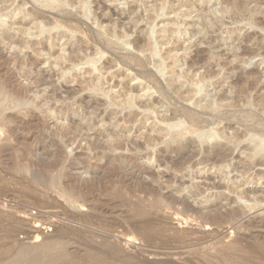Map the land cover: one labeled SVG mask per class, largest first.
<instances>
[{"label":"rangeland","instance_id":"rangeland-1","mask_svg":"<svg viewBox=\"0 0 264 264\" xmlns=\"http://www.w3.org/2000/svg\"><path fill=\"white\" fill-rule=\"evenodd\" d=\"M46 1L0 0V14L16 15H13L14 20L10 18L7 22L6 26L10 24V29L5 26L0 31V188L3 187L0 190L7 189L8 194L14 192L15 196L27 194L22 186L15 184L14 176H28L27 162L36 161L43 145L44 148H50L47 139H52L54 145L57 142L58 146L62 144L61 141L65 143L61 154L64 161L74 160L87 166H101L104 163V160L95 158L94 153L107 144L115 149L112 156L116 157L114 170L117 176L114 175L113 182H108L110 184L107 180L106 183L104 179L100 180L102 182L99 181V190L96 192L104 200L117 199L119 204L124 201L126 206L123 211L100 216L97 223L83 226L77 221H65L64 218L57 220L49 215L50 212L67 209L77 218L90 216L87 215L90 213L86 207L67 205L54 193H47L46 198L50 196V199H55L59 208L52 211L32 208V202L46 199L45 194L39 190L41 193L38 191L39 194L36 192L26 198L31 200L26 203L29 205V216L17 215L18 220L22 219L26 224V230L32 229V232L28 230L31 235L26 237L19 234L15 242L25 244L27 241L28 245H38L55 234L53 226L58 223L79 231L82 237L88 236L90 232L108 235V241L119 242L123 251L138 256L139 260L143 259L147 264L159 261L176 264H184V261L185 264H205L207 261L206 264H216L220 257L216 261L214 259L215 262L213 258L217 259L222 247H227L233 238L239 236L243 237L242 248L248 244L244 251L246 255L242 252L243 255L249 257L251 252H260L264 246V228L258 227V222H264V166L259 164L264 162V151H260V155L258 151L254 158L250 157L252 151L247 139L252 136L264 145V0H224L220 5L225 11L212 15L214 21H210L213 23L208 21L205 27L200 24L202 22L198 16L207 17L208 11L216 8L215 0H185L192 9L189 17H182L185 19L183 28L187 29L186 37L181 36L180 40L173 38L171 42L169 38L164 39V42L171 44L157 46L161 49V55L160 58L152 59V62L148 51L143 48V30L149 14L147 7L151 8L155 4L159 6L163 0H83L88 2L87 13L78 7L80 0L79 4L77 0H51L55 7L45 6ZM168 2L177 8V2ZM176 10L166 16L172 19L174 14H183L181 11L187 9L180 7L177 13ZM161 20L154 23L156 28L165 24ZM40 25L44 30L47 28L50 34H39L37 30ZM20 29L24 32H19ZM135 37L142 39V48L134 46ZM169 49H173L172 53L177 54L179 59V63L172 69L175 72L172 76L169 72L172 59H166L164 55ZM55 60L57 64L53 63ZM157 60L161 61V65H156ZM71 64L75 69L71 68ZM67 68L72 72L67 71L71 75L67 74L68 79L60 78V73ZM175 76H181L178 78L181 82ZM98 78L105 81L96 90L92 84ZM197 87L205 90L199 93V98L207 94L210 105L205 104L206 98L202 102L198 96L191 95L193 93L189 92V88ZM143 91L146 92L143 93L145 96L142 95ZM128 94L143 97L137 99L131 107H123L120 100L123 104L124 96ZM211 135L217 140L214 146L208 143ZM234 135L238 136V144L231 160L227 162L231 167L227 176L233 181L241 180L238 170L243 166L250 167L245 179L250 180L255 173L261 174L260 179L258 176V179L253 177L255 179L252 178L251 182L240 188L246 193L241 199H236V196L224 189H213L216 184H224V174L212 168L210 162H202L216 150L226 151L229 146L233 147L226 139ZM33 136L41 138L32 144L35 148L29 154L33 156L24 157L16 151L19 149L17 139L31 141ZM199 161L201 163L197 164ZM71 170L69 173L74 182L85 181L90 177L81 165ZM181 183L180 188L186 187V190L181 191ZM187 183L195 187L189 185L192 190L187 191ZM145 187V191L147 188L151 191L146 193L139 190ZM251 189H255V193H249ZM150 194L160 195L157 196L159 204L171 198L185 200L181 203H186L193 210L190 208L184 214V203L180 206V201L169 209L168 206L156 208ZM4 202V199L0 201V212H8L6 206L13 205L9 201ZM137 204H145L143 212L137 208ZM211 207H215L216 211ZM228 212L236 214L229 222L232 224L230 226L224 224V227L222 225L218 228L204 223V220L200 222L199 216L210 219L218 213ZM34 215L43 216L52 223L51 227H36L30 219ZM146 228L151 229V235L145 236L146 239L134 233ZM132 229L134 232H129ZM0 244L6 248L9 246L3 237L0 238Z\"/></svg>","mask_w":264,"mask_h":264},{"label":"bare ground","instance_id":"bare-ground-1","mask_svg":"<svg viewBox=\"0 0 264 264\" xmlns=\"http://www.w3.org/2000/svg\"><path fill=\"white\" fill-rule=\"evenodd\" d=\"M81 1V4H79L80 2L77 0L79 6L85 13L88 12V2H82L83 0H80ZM142 1V0H141ZM146 1V0H145ZM168 1V0H167ZM167 1L163 0V2L157 6L156 4L154 6H152L150 8V6H148L147 8L149 9L148 11V16H147V19H145L146 21V26H145V29L143 30L144 32V37H145V46H143V48H145V51H148V55H149V58H151V62L153 61L152 59H156V57H159L160 58V55H161V49L158 47H160V45L162 44H171L169 42H171V39H179V38H182L181 36L183 37H186L187 33H186V30L185 29L186 27L183 28V25L185 23V19L183 20L182 17H189L192 13V9L190 7V3L188 4V2H186L185 0H174V3L176 4L177 2V8L173 5V3L169 4L170 2L167 3ZM190 1V0H189ZM204 1V0H203ZM224 0H215L214 4L216 5V8L214 9H209L210 12L208 11V14L207 17H205V15H201V16H198V19L201 20L202 23L200 24H203L202 26H206L209 22L210 23H213L211 21H214V18H212L211 16L212 15H216L217 13H222L224 10V7L222 8L221 7V2H223ZM173 2V0H172ZM208 2V1H207ZM204 3V2H203ZM158 4V3H157ZM213 4V3H212ZM192 5V4H191ZM207 5V4H206ZM209 5V4H208ZM219 6V7H217ZM182 7L187 9L185 12L182 10L181 12L183 14H180V12L178 11V8ZM146 8V9H147ZM145 9V11H146ZM177 9V10H176ZM176 10V13L179 12V14H174V16L172 17V19H170L169 17H167L166 15L169 14V13H173L175 12ZM180 10V9H179ZM131 11V10H130ZM133 11V10H132ZM14 12V11H13ZM84 12H82V14H85ZM4 13V12H3ZM2 13V14H3ZM17 13V12H16ZM0 14V31L1 29H5L4 27L7 25V22H9L8 20L10 18L13 19V15H15V13H12V14H4L2 15ZM18 14V13H17ZM131 14V13H130ZM134 14V13H132ZM136 14V13H135ZM217 14V15H219ZM25 15V14H24ZM16 16V15H15ZM14 16V18H15ZM87 16H89V14H87ZM86 16V17H87ZM134 16V15H133ZM18 17V16H17ZM16 17V18H17ZM24 17V16H23ZM166 18H169V19H165ZM200 17V18H199ZM215 17V16H214ZM142 19V18H141ZM162 19L161 21L163 23H165L163 26L161 27H158L156 28L154 23L158 20ZM165 19V20H164ZM196 19V18H195ZM197 19V20H198ZM14 20V19H13ZM12 20V21H13ZM25 20V19H24ZM211 20V21H210ZM32 21V20H31ZM38 21V20H37ZM36 21V22H37ZM135 21V20H134ZM138 21V20H137ZM165 21V22H164ZM209 21V22H208ZM218 21V20H216ZM14 22V21H13ZM39 22V21H38ZM136 22V21H135ZM198 22V21H196ZM32 23V22H31ZM34 23V21H33ZM14 24H16L14 22ZM13 24V25H14ZM38 24V23H37ZM36 24V26H37ZM187 24V23H186ZM197 24V23H196ZM199 24V25H200ZM10 25V24H9ZM8 25V26H9ZM31 25V24H30ZM34 25V24H33ZM31 25V26H33ZM39 25V24H38ZM168 25H171V28H168ZM210 25V24H209ZM8 26H6L8 29H10ZM35 26V25H34ZM33 26V27H34ZM41 26V25H40ZM38 26V30L37 32L39 31V34H45V32H47L48 34H50L49 31H46L44 30V28H42V26L40 27ZM194 26V25H193ZM44 27V26H43ZM172 27H175V28H172ZM196 27V26H195ZM199 27V26H198ZM21 28V27H20ZM27 28V26H26ZM37 28V27H36ZM32 30V29H31ZM28 31V29H27ZM19 32H24L23 30L20 29ZM29 32V31H28ZM141 32V31H140ZM8 33V32H7ZM17 33V32H16ZM15 33V34H16ZM30 33V32H29ZM24 34V33H23ZM27 34V33H26ZM37 34V33H36ZM2 35V34H0ZM9 35V34H8ZM11 35V34H10ZM45 36V35H44ZM49 36V35H47ZM55 36V35H54ZM122 36V35H121ZM126 36V35H124ZM139 36V35H138ZM39 37H43V36H39ZM50 37V36H49ZM143 37V36H141ZM26 38V37H25ZM24 38V39H25ZM168 39L169 38V42H164L163 40L164 39ZM1 39V37H0ZM9 39V38H8ZM13 39V38H12ZM21 39V38H20ZM19 39V40H20ZM50 39V38H49ZM55 39V38H54ZM4 40V39H3ZM27 40V39H26ZM48 40V39H47ZM46 40V41H47ZM126 40V39H125ZM180 40V39H179ZM1 41V40H0ZM15 41V40H14ZM41 41V40H40ZM39 41V42H40ZM166 41V40H165ZM3 42V41H2ZM23 42V41H22ZM28 42V41H27ZM10 43V41H9ZM8 43V44H9ZM12 43V42H11ZM14 43V42H13ZM24 43V42H23ZM33 43V42H31ZM30 43V44H31ZM47 43V42H46ZM174 43V42H173ZM172 43V45H173ZM7 44V45H8ZM15 44V43H14ZM18 44V43H17ZM39 44V43H38ZM133 44L134 46L136 45L137 48H142V39L140 37H135V40L133 41ZM21 45V44H19ZM24 45V44H23ZM28 44H26L27 46ZM176 45V44H175ZM56 46V45H55ZM158 46V47H157ZM49 47V46H48ZM39 48V47H38ZM43 48V46H42ZM45 48V47H44ZM15 49V48H14ZM51 49V47L49 48ZM45 50V49H44ZM48 50V49H47ZM38 51V49L36 50ZM58 51V50H57ZM64 51V50H63ZM62 51V53H64ZM143 51V50H141ZM173 49H169L165 52L164 55H166V59L168 58H171L172 59V65H171V76L173 73V68L179 63V59H178V56H176L175 54L172 53ZM39 53H41L39 51ZM59 53V52H58ZM60 53V54H62ZM77 53V52H76ZM38 54V53H36ZM42 54V53H41ZM52 54V53H51ZM72 54V52H71ZM40 55V54H39ZM38 55V56H39ZM44 55V54H43ZM46 56V55H45ZM48 56V54H47ZM53 56V55H52ZM69 57V55H67ZM77 56V55H76ZM147 56V55H146ZM51 57V56H50ZM65 57V56H64ZM55 58V57H54ZM60 58V57H59ZM58 58V59H59ZM67 58V57H66ZM78 58V57H77ZM81 58V57H80ZM147 58V57H146ZM56 59V58H55ZM57 59V60H58ZM67 59H70V58H67ZM73 59V58H72ZM162 59V58H161ZM46 60V58H45ZM65 60V58L63 59ZM193 60V59H192ZM51 61V60H50ZM158 61V60H157ZM155 62L156 65H161V61L159 62ZM60 63H62L61 60H59ZM164 62V61H163ZM162 62V63H163ZM50 63V62H49ZM53 63H56V60L55 62L53 61ZM66 63V61H65ZM68 63V62H67ZM72 63V61H71ZM75 63V61H74ZM57 64V63H56ZM76 64V63H75ZM74 64V65H75ZM52 65V64H51ZM70 65V64H68ZM73 64H71L72 66ZM184 65V64H183ZM60 67V66H59ZM62 67V66H61ZM67 67V66H66ZM69 67V66H68ZM159 67V66H157ZM55 68V66H54ZM70 68V67H69ZM71 68H74L73 66ZM160 68V67H159ZM57 69V68H56ZM60 69V68H59ZM65 69V67H64ZM75 69V68H74ZM161 69V68H160ZM163 69V68H162ZM182 69V68H181ZM69 69L67 68L66 71L60 73L61 74V77L62 79H68L66 76L68 74V71ZM70 71V70H69ZM74 71V70H73ZM179 71V70H178ZM61 72V71H60ZM67 72V73H65ZM71 72V71H70ZM69 72V74H70ZM183 72V71H182ZM72 73V72H71ZM249 73V72H248ZM59 74V75H60ZM68 74V75H69ZM180 74V73H179ZM185 74V73H184ZM71 75V74H70ZM73 75V74H72ZM183 76V75H181ZM181 76H178L176 77V79L180 78ZM69 77V76H68ZM188 77V76H187ZM170 79V77H168ZM174 78V77H172ZM171 78V79H172ZM184 78V76L182 77V79ZM61 80V79H60ZM95 80V79H93ZM180 81V79H178ZM96 81V80H95ZM105 81V80H104ZM103 80L101 79H97L96 82H94L92 85H94V89L96 88V90L99 88V86L101 84L104 83ZM173 81V80H172ZM178 81V82H179ZM183 81V80H182ZM169 82V81H168ZM171 82V81H170ZM181 82V81H180ZM175 82H173L172 84H174ZM91 85V86H92ZM104 85V84H103ZM181 85V84H180ZM102 86V85H101ZM100 86V87H101ZM198 86V85H196ZM195 86V87H196ZM180 87V86H179ZM178 87V89H179ZM200 87V86H199ZM199 87L197 88H189V92L190 93H193L191 95H193V97H197L199 95V93L202 91H205V90H201V88L199 89ZM93 88V87H92ZM182 88V87H181ZM135 89V88H134ZM177 89V88H176ZM177 89V90H178ZM188 89V88H187ZM203 89V88H202ZM99 90V89H98ZM185 90V89H184ZM132 91V90H131ZM180 91V90H179ZM182 91V90H181ZM188 91V90H187ZM129 92V91H128ZM137 92V90H136ZM186 92V91H185ZM143 93H146L145 91L142 92V95L145 96V94ZM188 93V92H187ZM108 94V93H107ZM127 94V93H126ZM205 94V93H204ZM140 95V94H139ZM190 95V94H189ZM207 95V94H206ZM206 95H202L198 96V100L199 101H202L205 100L206 98ZM108 96V95H107ZM112 96H114L112 94ZM112 96H110L112 98ZM36 97V95H35ZM116 96H114V99H115ZM117 97H120V96H117ZM143 97V96H141ZM141 97H137V95L135 96L134 94H128L126 97L124 96V99H123V104L121 103V100H120V104L124 106H129L131 107L136 101H138L137 99L141 98ZM31 98V97H30ZM209 98V97H207ZM206 98V100H207ZM35 99V98H33ZM113 99V100H114ZM117 99V98H116ZM115 99V100H116ZM32 100V99H31ZM30 100V101H31ZM112 100V101H113ZM33 101V100H32ZM141 101V100H140ZM34 102V101H33ZM114 103V102H113ZM210 101L208 102H205L206 105H210L209 104ZM120 105V106H121ZM147 105V104H146ZM202 105V104H200ZM122 107V106H121ZM128 108V107H126ZM53 111V110H52ZM49 112V111H48ZM131 119V118H130ZM90 127V126H89ZM222 133V132H221ZM112 134V133H111ZM109 134V135H111ZM224 133H222V136H223ZM108 135V136H109ZM104 136V134H103ZM32 137V136H31ZM34 137V136H33ZM75 137V136H73ZM105 137V136H104ZM107 137V136H106ZM41 138V137H40ZM39 138V139H40ZM95 138V137H94ZM102 138V137H101ZM223 138V137H222ZM225 138V136H224ZM227 138V137H226ZM225 138V139H226ZM39 139L37 138H31V141H25V140H19V138L17 139L18 141V147L19 149L16 150V151H19L18 153H20L22 156H27V155H32L33 154H29L30 151L32 152L33 151V145L34 142L37 140L39 141ZM97 139V138H96ZM27 140V139H26ZM63 140V138H62ZM74 140V138H73ZM72 140V141H73ZM21 141V142H20ZM36 141V142H37ZM44 141V140H43ZM71 141V140H69ZM76 141V140H74ZM227 143L230 144V145H233V147H228L226 151H217L210 157H204L205 159H203V163L204 162H210V164H212V168H216L218 173H221V175H223L222 177V180L224 181V184L222 185H215L213 189H224V191H229L230 193H232L234 196H236L235 198L236 199H241V197L243 195H246L245 191H243L244 189H240L243 185L245 186L246 183L248 182H251L252 178L253 177H256L258 176V178L260 177L259 174H256L253 175L252 178L249 179H245L244 177L247 176L246 174L249 172L250 170V167L249 166H243L240 171L238 170V173L240 174L239 176V179L241 177V180L239 181H233L229 178V176H227L228 174V171H230V166L227 165L228 161L231 160V156H233V152L235 150V148L237 147V144H238V136H228V138L226 139ZM247 141L249 142V145H251V151L252 153L250 154L252 158H254L255 156H257V153L259 151V155L261 154L260 151H264V145L262 143H259L257 141H255V139L250 136ZM47 142L50 146V148H47L45 147L44 148V145H43V148L41 150V152L39 153H36V151H34L36 154L40 155L39 157L36 156L35 158L36 161L35 162H27L26 164V168L28 169V176H14V180H16L15 184L19 185L20 187L22 186L25 190H26V195L24 196H15L14 195V192L13 194H8L6 192L7 189L5 190H0V201L4 199V201H9V203H13V205H9V206H6L7 209H8V212H0V238L3 237L5 238L7 241H8V247H4L3 245L0 244V264H147L145 262H143L142 260H139L140 258L138 256H133V255H130L128 254V252L126 253L125 251H123L121 248H120V243L119 242H110L108 241V238L109 236L108 235H98L99 233H94V232H90L88 234V236H83L80 235L81 233L77 230H72L71 228H69L68 226H64L62 224H59L56 226H53L55 228L54 232L55 234L53 236H51L50 238H47L45 240L42 241V243L38 244V245H28L26 244H22V243H18L17 241L15 242V238L17 235L19 234H22L26 237H28L29 235V228L28 230H26V227L24 224V222H22L21 220L19 221L18 218H17V215H28L27 214V208L29 207V205H27L26 203L30 202L28 201L26 198L28 197H31L33 194H35L36 192L38 193L39 190L42 191V193H44L45 195V198L47 196V193H51V194H55L57 195V197H59L60 199H62L65 203H67V205H72V204H78L80 206H83V207H86L88 212L90 214H87L89 217H86L83 219L81 218H77V216H75L72 212L68 211L67 209H62L60 210V212H50L51 215L53 218L57 219V220H60L62 218L65 219V221H72V222H76L79 224V225H87L88 224H94L98 217L100 216H105L106 214L110 215L111 213H116V211H123V207L126 206L124 205V201L121 202L120 201V204L118 202V200H104L103 198H101V196L97 195V186H98V183L100 180L104 179L103 182H105V180H107V183L108 182H113L114 180V175L115 174V170H114V161L116 159V157L112 156V152L115 150H113V147L111 145H107L105 142V146H102V149H100L101 147H99L98 150L100 151H96V153H94L95 155V158H97L98 160H104V163H102L101 166L99 165H94V166H90V164L87 166L83 163H80V162H76L74 160L72 161H64L62 158H61V154H62V149L64 147V142L61 141V145H57V142H56V145H54V141L52 139H47ZM60 142V141H59ZM88 142V141H87ZM69 143V142H68ZM208 143L212 146H214L215 144H217V140H216V137L214 135H211L209 137V141ZM36 144V143H35ZM43 144V143H42ZM94 144H96V142L94 141ZM98 144V143H97ZM101 144V143H100ZM40 145V144H39ZM63 145V147H62ZM36 146H38L36 144ZM41 146V145H40ZM48 146V147H49ZM114 146V145H113ZM122 146V145H121ZM140 146V145H139ZM142 146V145H141ZM91 147V145H90ZM95 147V146H94ZM105 147V148H104ZM117 147H118V144H117ZM17 148V146H16ZM35 148V147H34ZM65 148V147H64ZM121 147H119L118 149H120ZM137 148V147H136ZM221 148V147H220ZM96 149V148H95ZM7 150V149H5ZM38 150V149H37ZM223 150V149H222ZM5 152V151H4ZM33 152V153H34ZM65 152V151H64ZM63 152V153H64ZM1 153V152H0ZM7 153V152H6ZM34 153V154H35ZM4 154V153H2ZM35 154V155H36ZM65 154V153H64ZM187 155V154H186ZM93 156V155H92ZM262 156V155H261ZM80 157V156H79ZM122 158V157H121ZM123 160H125V158H122ZM35 160V159H34ZM6 161V160H5ZM33 161V160H32ZM97 161V160H96ZM184 161V160H183ZM186 161V159H185ZM264 161V160H262ZM82 162V161H81ZM100 162V161H99ZM88 163V162H87ZM97 163V162H96ZM201 162L199 161V163L197 164H200ZM116 164V163H115ZM120 164V163H118ZM205 164V163H204ZM81 165V168L84 170L85 174H89L88 177L89 179L85 180V181H77V182H74L71 177H70V173H69V170L71 169H74L75 167H78ZM193 165V164H192ZM260 166H264V162L260 163L259 164ZM117 168V167H116ZM234 168V167H233ZM26 169V170H27ZM68 172H64V171H67ZM78 170V169H77ZM234 170H237V168L235 167ZM72 171V170H71ZM258 172V171H256ZM217 173V174H218ZM230 173V172H229ZM130 174V173H129ZM122 175V174H121ZM124 175V174H123ZM220 175V176H221ZM226 175V176H225ZM117 176V175H116ZM120 176V175H119ZM225 176V177H224ZM127 177V176H126ZM123 178V177H122ZM120 178V179H122ZM125 178V177H124ZM123 178V179H124ZM130 178V177H129ZM127 178V179H129ZM257 178V179H258ZM263 178V177H262ZM74 179V178H73ZM119 179V178H118ZM126 179V180H127ZM131 179V178H130ZM191 179V178H189ZM255 179V178H253ZM260 179V178H259ZM192 180V179H191ZM122 181V180H121ZM120 181V182H121ZM102 182V181H100ZM128 182V180H127ZM188 182L190 183V180H188ZM192 182V181H191ZM222 182V181H221ZM226 182V183H225ZM106 183V182H105ZM108 183V184H110ZM115 183V181H114ZM123 183V182H122ZM125 183V181H124ZM184 183V182H183ZM181 183L179 185V188L180 186L183 184ZM193 184V183H192ZM215 184V183H214ZM115 185V184H114ZM123 185V184H122ZM188 185V183H187ZM191 185V184H189ZM188 185V186H189ZM247 185V184H246ZM185 186V185H184ZM208 186V185H207ZM116 187V186H115ZM119 187H120V184H119ZM128 187V186H127ZM141 187V186H140ZM147 187V186H146ZM145 188H140L139 190H143L145 191ZM191 187H195L191 185ZM197 187V186H196ZM3 188V187H1ZM0 188V189H1ZM117 188V187H116ZM122 188V187H121ZM126 188V187H125ZM185 189H181V191L183 190H186V187H184ZM212 188V187H211ZM118 189V188H117ZM189 190H192L190 188V186L187 188V191ZM99 190V189H98ZM97 190V191H98ZM124 190V189H123ZM149 191H151L150 188H147V190L145 191L146 193ZM195 190V188H194ZM249 190V189H247ZM252 190V189H251ZM9 191V190H8ZM41 191H39L41 193ZM125 191V190H124ZM178 191V189H177ZM196 191V190H195ZM96 192V193H95ZM100 192V191H99ZM138 192V191H137ZM142 192V191H141ZM140 192V193H141ZM191 192V191H189ZM255 193V189L252 190V191H249V193ZM36 193V194H37ZM149 193V192H148ZM150 193H153L150 192ZM155 193V191H154ZM157 193V191H156ZM194 193V191L192 192ZM223 193V192H222ZM229 193V194H230ZM39 194V193H38ZM225 194V193H224ZM231 194V195H232ZM248 194V193H247ZM102 195V194H101ZM104 195V194H103ZM226 195V194H225ZM232 195V196H233ZM150 196H152L150 194ZM157 196H160L159 194L156 195V194H153L152 198H153V201L155 204H156V208H162L164 206H168V209L169 207H172L173 205H175L177 202L180 201L179 205L182 204L183 206V203H181V201H185V200H177V199H169L171 201H167L166 202H163L161 204H159V201L157 199ZM194 196V195H193ZM50 197V196H49ZM49 197H47L46 199H43L42 201H35L34 203L32 202L31 203V207L34 209L37 210V208L40 209H43V210H55L56 208H59V204L58 202L55 200V199H50ZM227 197V196H226ZM54 198V197H52ZM160 198V197H158ZM163 198V197H162ZM31 199V198H29ZM50 199V200H49ZM119 199V198H118ZM166 199V198H165ZM204 199V198H203ZM235 199V201H236ZM163 200V199H161ZM205 201V200H203ZM211 201V200H210ZM215 201V200H214ZM226 202V200H224ZM228 201V200H227ZM231 201V200H230ZM4 202V203H5ZM151 202V203H152ZM213 202V201H212ZM211 202V203H212ZM8 203V204H9ZM153 203V204H154ZM210 203V202H209ZM208 203V204H209ZM228 203V202H227ZM231 203V202H230ZM213 204V203H212ZM70 205V206H71ZM138 205V204H137ZM136 205V206H137ZM220 205V204H219ZM1 206V205H0ZM145 206V204H139L137 206V208L139 207V210L143 212V207ZM181 206V205H180ZM155 207V205H154ZM206 207V206H205ZM210 207V206H209ZM218 207V206H217ZM174 208V207H173ZM171 208V209H173ZM190 206H188L186 203H184V206H183V213L184 214H187L189 210ZM213 207H211L212 209ZM215 208V207H214ZM213 208L214 211H216L215 209ZM170 209V210H171ZM210 209V211H211ZM32 210V209H31ZM154 210V209H153ZM161 210V209H159ZM174 210V209H173ZM182 210V208H181ZM193 210V208L191 209ZM190 210V211H191ZM46 211V213H48ZM138 211V210H137ZM136 211V212H137ZM145 211V210H144ZM155 211V210H154ZM177 211V209H176ZM185 211H187V213H185ZM125 212V211H124ZM42 213V212H41ZM120 213V212H119ZM126 213V212H125ZM176 213V212H175ZM40 214V213H38ZM118 214V213H117ZM123 214V213H122ZM138 214V213H137ZM202 214V213H201ZM216 214V213H215ZM214 214V215H215ZM219 214V213H218ZM217 216H214V217H210V219H206L205 216L201 217V220H204V223H209L210 225H215V226H222L224 227V224L228 225L229 222H231L232 219H234L233 217L236 216L235 213H229L228 214H219ZM180 215V213H179ZM195 215V214H194ZM199 215V214H197ZM202 215H206V214H202ZM239 214H237L238 216ZM29 216V215H28ZM45 216V215H44ZM187 216V215H186ZM208 216V215H206ZM210 216V215H209ZM141 217V216H140ZM192 217V216H191ZM198 217V218H199ZM205 217V218H204ZM186 218V217H185ZM188 218V217H187ZM197 218V216H196ZM24 219V218H23ZM31 221L34 222L36 224V227L39 226V229L42 227V226H47V227H51L50 225L52 224L51 222H48L47 219H45L43 216L41 215H34L32 217H30ZM139 219V218H138ZM143 219V218H142ZM141 219V220H142ZM191 219V218H190ZM28 220V218H27ZM139 220V221H141ZM193 220V219H191ZM264 220V219H263ZM24 221V220H23ZM51 221V220H50ZM137 221V220H136ZM134 221V222H136ZM144 221V220H143ZM208 221V222H206ZM28 222V221H27ZM30 222V221H29ZM60 222V221H59ZM62 222V221H61ZM198 222V221H197ZM248 222V221H247ZM64 223V222H63ZM71 223V222H70ZM97 223V222H96ZM202 223V222H201ZM260 223V224H259ZM34 224V225H35ZM67 225V224H66ZM133 225V223H132ZM131 225V227H132ZM232 225V224H229V226ZM247 225V224H246ZM258 227L259 228H264V222L260 221L258 222ZM91 226V225H89ZM130 226V225H128ZM256 226V224H255ZM96 227V226H95ZM139 227V226H138ZM145 227V226H144ZM249 227V225H248ZM254 227V226H253ZM257 227V226H256ZM87 228V227H86ZM137 228V227H135ZM134 228V229H135ZM140 228V227H139ZM37 229V228H36ZM49 229V228H47ZM75 229V228H74ZM112 229V227H111ZM130 229V228H129ZM134 229H132L133 231H129V232H134ZM255 229V228H254ZM103 230V229H102ZM137 230H140V229H137ZM151 229H147L146 230H142L141 231H138V232H134V233H138V237L140 236L141 239H146L147 237H149L151 235ZM264 230V229H263ZM34 231V230H33ZM36 231V230H35ZM96 231V230H95ZM100 231V230H99ZM106 231V230H105ZM122 231V230H121ZM136 231V230H135ZM31 232H32V229H31ZM113 232V231H112ZM125 233L126 230H125ZM150 234V235H149ZM180 234V233H178ZM31 235V234H30ZM29 235V236H30ZM112 235V234H111ZM120 235V234H119ZM126 235V234H125ZM136 235V234H135ZM148 235V236H147ZM252 235V234H251ZM145 236H147L146 238H144ZM261 236V235H260ZM25 237V238H26ZM122 237V236H121ZM179 237V236H178ZM181 237V236H180ZM263 237V235H262ZM261 237V238H262ZM177 238V237H176ZM243 238V237H242ZM242 238L239 236L237 238H233L231 242H229L228 246L227 247H222L224 249L219 250L221 251V254L218 255L217 254V259L216 257L213 258V261L215 259L218 260V258L220 257V260L219 262L217 261L216 264H228V262L231 261V264H264V237L262 238L263 240V245L261 243V245L263 246L260 250V252L258 253H253L251 252L250 256L249 257H246L245 255V250H247L248 248V244H247V247H244L242 248L243 246L241 245L242 242ZM245 238V237H244ZM256 238V237H255ZM254 238V239H255ZM259 238V237H258ZM27 239H30V238H27ZM36 239V238H35ZM38 239V238H37ZM183 239V238H182ZM181 239V240H182ZM187 239V238H186ZM110 240V239H109ZM119 240V239H118ZM244 240V239H243ZM41 242V241H40ZM258 243V242H257ZM259 243V244H260ZM226 245V244H225ZM257 245V244H256ZM246 246V245H245ZM254 249L256 248V246H253ZM257 249H258V246H257ZM256 249V250H257ZM218 250V249H217ZM218 251V253H220ZM254 251V250H253ZM238 252V253H237ZM245 254L243 255L242 254ZM217 253V251H216ZM248 253V252H247ZM155 254V252H154ZM175 256V255H174ZM216 256V254H215ZM219 256V257H218ZM161 258V256H160ZM229 258H231L229 260ZM167 259V258H166ZM208 259H210L209 263H211V258L208 257ZM160 260V259H159ZM222 260V261H221ZM145 261V260H144ZM172 261V260H171ZM190 261V260H189ZM214 261V262H215ZM186 261H184V264H185ZM177 263V262H176ZM176 263H173V262H170V261H159V262H153L151 264H176ZM188 263V262H187ZM186 263V264H187ZM207 263V261H206ZM205 263V264H206ZM181 264V263H180ZM183 264V262H182ZM192 264V263H190ZM213 264V263H211ZM230 264V263H229Z\"/></svg>","mask_w":264,"mask_h":264},{"label":"water","instance_id":"water-1","mask_svg":"<svg viewBox=\"0 0 264 264\" xmlns=\"http://www.w3.org/2000/svg\"><path fill=\"white\" fill-rule=\"evenodd\" d=\"M45 6H49V7H55V4L53 1L51 0H47L44 4ZM21 105V103H19V106ZM197 136V135H196Z\"/></svg>","mask_w":264,"mask_h":264}]
</instances>
